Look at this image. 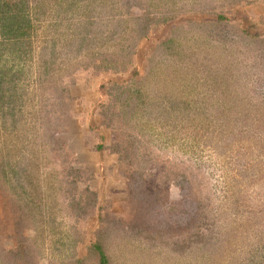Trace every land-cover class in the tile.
Listing matches in <instances>:
<instances>
[{"label":"rangeland","instance_id":"rangeland-1","mask_svg":"<svg viewBox=\"0 0 264 264\" xmlns=\"http://www.w3.org/2000/svg\"><path fill=\"white\" fill-rule=\"evenodd\" d=\"M32 5L0 30V264H264V0Z\"/></svg>","mask_w":264,"mask_h":264},{"label":"trees","instance_id":"trees-1","mask_svg":"<svg viewBox=\"0 0 264 264\" xmlns=\"http://www.w3.org/2000/svg\"><path fill=\"white\" fill-rule=\"evenodd\" d=\"M32 1L33 0H0V30L3 36H6L4 38L7 39L9 37L14 41H20L30 36L34 29V16L31 14V9H33ZM133 15L136 18L134 13ZM88 28L89 26L86 28L82 39H85V37L87 38ZM147 30L148 28L145 26L142 27L140 31L142 33ZM9 72L10 71H8V74ZM6 73L5 68L0 69V92L4 90L3 84L5 82V77H7ZM93 250L98 252L100 264H110L102 244H94Z\"/></svg>","mask_w":264,"mask_h":264},{"label":"crops","instance_id":"crops-1","mask_svg":"<svg viewBox=\"0 0 264 264\" xmlns=\"http://www.w3.org/2000/svg\"><path fill=\"white\" fill-rule=\"evenodd\" d=\"M95 116L92 114V115H89L87 117V119L89 120L90 119V124L93 125L94 124V121L96 120ZM96 127V126H95ZM89 128V127H88ZM91 128V127H90Z\"/></svg>","mask_w":264,"mask_h":264}]
</instances>
